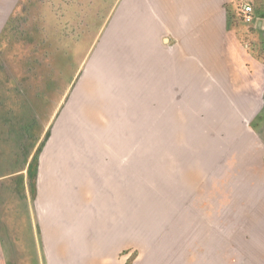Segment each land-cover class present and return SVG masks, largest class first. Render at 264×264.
Wrapping results in <instances>:
<instances>
[{
	"label": "rangeland",
	"instance_id": "1",
	"mask_svg": "<svg viewBox=\"0 0 264 264\" xmlns=\"http://www.w3.org/2000/svg\"><path fill=\"white\" fill-rule=\"evenodd\" d=\"M21 1L0 35L2 66L25 70L17 84L35 96L43 135L33 169L0 177V213L38 217L66 264L98 250L109 263L177 229L210 181L247 203L234 213L264 212V110L253 136L243 110L223 108L231 103L209 87L164 95L152 47L112 39L92 60L105 16L98 0ZM8 3L0 0V25Z\"/></svg>",
	"mask_w": 264,
	"mask_h": 264
},
{
	"label": "crops",
	"instance_id": "2",
	"mask_svg": "<svg viewBox=\"0 0 264 264\" xmlns=\"http://www.w3.org/2000/svg\"><path fill=\"white\" fill-rule=\"evenodd\" d=\"M20 1L9 0L0 35ZM244 3L252 8L250 23L239 13ZM97 6L96 15L105 16L92 60L112 39L121 46L152 47L151 60L162 62L164 95L209 87L218 100L231 103L223 108L243 110L241 125L256 136L253 121L264 110V0H98ZM8 125L0 122V177L33 169L42 142L41 119L29 134H12ZM220 186L210 181L202 195H191L177 215V229L154 232L145 247L118 252L109 263L98 250L66 264H264V212L234 213L247 203L220 196ZM16 217L0 213V264H61L38 217L27 211ZM236 221L247 224L236 231Z\"/></svg>",
	"mask_w": 264,
	"mask_h": 264
},
{
	"label": "trees",
	"instance_id": "3",
	"mask_svg": "<svg viewBox=\"0 0 264 264\" xmlns=\"http://www.w3.org/2000/svg\"><path fill=\"white\" fill-rule=\"evenodd\" d=\"M2 56L3 51L0 53V122L9 123L6 128L12 134H29L30 130L34 128L35 119H41L38 116L39 106L37 100L35 96L30 97L26 89L18 87V79L26 78L25 70L21 71L23 75L19 76L11 69L5 68L4 64L2 66L4 62ZM32 161H35V157Z\"/></svg>",
	"mask_w": 264,
	"mask_h": 264
},
{
	"label": "built area",
	"instance_id": "4",
	"mask_svg": "<svg viewBox=\"0 0 264 264\" xmlns=\"http://www.w3.org/2000/svg\"><path fill=\"white\" fill-rule=\"evenodd\" d=\"M239 13L246 23H250L252 21V8L248 4H241L239 6Z\"/></svg>",
	"mask_w": 264,
	"mask_h": 264
}]
</instances>
